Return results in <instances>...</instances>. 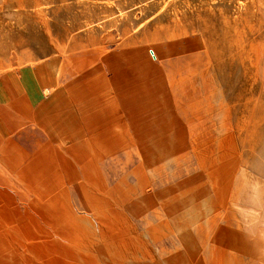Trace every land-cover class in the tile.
Listing matches in <instances>:
<instances>
[{
  "label": "rangeland",
  "instance_id": "374dc122",
  "mask_svg": "<svg viewBox=\"0 0 264 264\" xmlns=\"http://www.w3.org/2000/svg\"><path fill=\"white\" fill-rule=\"evenodd\" d=\"M51 58L108 66L149 122L52 220L21 193L0 264H203L210 211L264 218V0H0V74Z\"/></svg>",
  "mask_w": 264,
  "mask_h": 264
},
{
  "label": "crops",
  "instance_id": "0c3cea01",
  "mask_svg": "<svg viewBox=\"0 0 264 264\" xmlns=\"http://www.w3.org/2000/svg\"><path fill=\"white\" fill-rule=\"evenodd\" d=\"M64 61L51 58L0 74V224H16L12 211H19L21 193H31L34 207L52 220L65 193L82 191L84 169H100L101 145H110L107 154L114 155L125 143L116 141L117 133L147 129L142 101L128 106L130 83L117 87L110 68L99 64L69 76ZM210 212L195 233L211 237L194 256L203 264H264V218L249 232Z\"/></svg>",
  "mask_w": 264,
  "mask_h": 264
}]
</instances>
